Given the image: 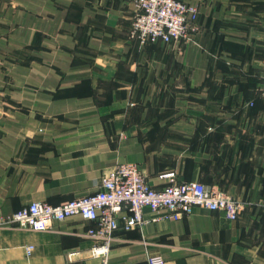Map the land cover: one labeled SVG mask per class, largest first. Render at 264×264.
<instances>
[{"label": "crops", "instance_id": "obj_1", "mask_svg": "<svg viewBox=\"0 0 264 264\" xmlns=\"http://www.w3.org/2000/svg\"><path fill=\"white\" fill-rule=\"evenodd\" d=\"M182 1L199 29L162 44L131 36L133 0H0V217L93 195L132 163L156 189L175 171L242 212L121 228L109 264H264V0ZM95 227H0V264H102Z\"/></svg>", "mask_w": 264, "mask_h": 264}, {"label": "built area", "instance_id": "obj_2", "mask_svg": "<svg viewBox=\"0 0 264 264\" xmlns=\"http://www.w3.org/2000/svg\"><path fill=\"white\" fill-rule=\"evenodd\" d=\"M133 1L135 16L131 36L142 42L188 41L191 33L199 29L198 7L182 0ZM158 178L166 183L162 189L151 186L136 164L117 165L104 174L95 194L60 206L34 202L12 215L1 216L0 227L17 226L45 232L79 216L96 224L86 234L97 244L91 254L102 259V264H109L115 233L121 228L131 231L160 221H177L192 215L196 208L224 212L234 221L241 215L242 205L232 197L199 182H181L175 171L162 173ZM31 251L32 247L27 248L28 254ZM144 264L166 262L161 256L149 255Z\"/></svg>", "mask_w": 264, "mask_h": 264}, {"label": "rangeland", "instance_id": "obj_3", "mask_svg": "<svg viewBox=\"0 0 264 264\" xmlns=\"http://www.w3.org/2000/svg\"><path fill=\"white\" fill-rule=\"evenodd\" d=\"M186 3V2H185ZM200 14V13H199ZM190 40V39H189ZM263 90H264V85H263V87L260 89V97H262V92H263ZM263 98V97H262ZM228 196V195H227Z\"/></svg>", "mask_w": 264, "mask_h": 264}]
</instances>
